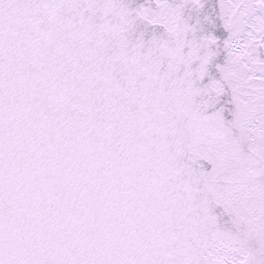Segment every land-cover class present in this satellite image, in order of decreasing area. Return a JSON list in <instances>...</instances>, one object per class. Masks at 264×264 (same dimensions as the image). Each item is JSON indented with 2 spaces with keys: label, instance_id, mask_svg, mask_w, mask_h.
Here are the masks:
<instances>
[{
  "label": "snow or ice",
  "instance_id": "obj_1",
  "mask_svg": "<svg viewBox=\"0 0 264 264\" xmlns=\"http://www.w3.org/2000/svg\"><path fill=\"white\" fill-rule=\"evenodd\" d=\"M0 264H264V0H0Z\"/></svg>",
  "mask_w": 264,
  "mask_h": 264
}]
</instances>
